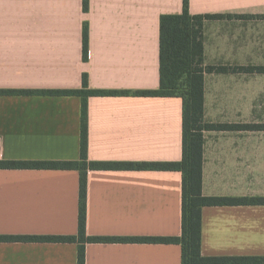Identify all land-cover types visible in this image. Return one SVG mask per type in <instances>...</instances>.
<instances>
[{
  "label": "crops",
  "instance_id": "obj_1",
  "mask_svg": "<svg viewBox=\"0 0 264 264\" xmlns=\"http://www.w3.org/2000/svg\"><path fill=\"white\" fill-rule=\"evenodd\" d=\"M189 9L252 15L206 22L205 63L261 66L264 0H189ZM182 11L183 0H89L87 11L83 0H0V89L30 91L0 94V160L80 159L81 97L36 91L82 88L84 73L92 89L130 91L89 97L90 160H181L182 99L133 92L160 87V17ZM251 75L264 73L205 74L207 122L264 123L250 120L235 84ZM202 177L206 196L264 197V130L205 131ZM79 199L76 169L0 168V235H76ZM86 233L126 238L87 243L86 264H182L179 244L133 240L181 235L182 173L90 169ZM202 254L264 256V204L204 206ZM0 264H78V245L0 241Z\"/></svg>",
  "mask_w": 264,
  "mask_h": 264
},
{
  "label": "trees",
  "instance_id": "obj_2",
  "mask_svg": "<svg viewBox=\"0 0 264 264\" xmlns=\"http://www.w3.org/2000/svg\"><path fill=\"white\" fill-rule=\"evenodd\" d=\"M88 10L89 0H83ZM253 17L232 14H192L189 0H183V11L160 17V87L138 90L141 96L179 97L183 104L182 159L168 162H109L92 161L88 157V99L90 96L130 94L127 90H104L89 87L88 75L83 74L82 88L44 89L36 93L76 95L82 99L81 155L76 161L0 160V168H63L80 172L78 234L70 236L0 235V241L72 242L78 245V264H86L85 246L89 242L124 241L126 238L88 236L86 233L88 171L90 169L172 170L182 173V233L179 236L144 237L133 240L179 244L182 264H264V256L218 257L202 254V209L209 205L264 204V197H214L203 194V145L207 130H264V123H210L204 117L205 74L226 72L264 73V65H207L204 55L205 24L208 20ZM264 17V15H260ZM89 53V29H83L84 60ZM26 90L0 89V94H23Z\"/></svg>",
  "mask_w": 264,
  "mask_h": 264
},
{
  "label": "rangeland",
  "instance_id": "obj_3",
  "mask_svg": "<svg viewBox=\"0 0 264 264\" xmlns=\"http://www.w3.org/2000/svg\"><path fill=\"white\" fill-rule=\"evenodd\" d=\"M261 26H264V24H261ZM259 33L261 35L262 31H260ZM255 64L263 65L264 61L256 62ZM235 84L243 86L245 88V94H244L245 105H246V97L247 96L249 97L250 120L252 122H264V75H251L249 76V78L241 77L239 79H236ZM246 114H248V111L245 108V116Z\"/></svg>",
  "mask_w": 264,
  "mask_h": 264
},
{
  "label": "built area",
  "instance_id": "obj_4",
  "mask_svg": "<svg viewBox=\"0 0 264 264\" xmlns=\"http://www.w3.org/2000/svg\"><path fill=\"white\" fill-rule=\"evenodd\" d=\"M0 157H1V153H0Z\"/></svg>",
  "mask_w": 264,
  "mask_h": 264
}]
</instances>
